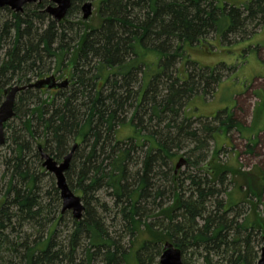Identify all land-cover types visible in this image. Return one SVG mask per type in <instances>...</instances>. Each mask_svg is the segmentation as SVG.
<instances>
[{
	"label": "trees",
	"instance_id": "16d2710c",
	"mask_svg": "<svg viewBox=\"0 0 264 264\" xmlns=\"http://www.w3.org/2000/svg\"><path fill=\"white\" fill-rule=\"evenodd\" d=\"M83 1L59 23L50 0L0 9V103L14 86L68 83L20 92L5 126L0 264H157L167 242L183 264H258L264 179L246 190L220 149L202 165L217 121L220 132L238 124L196 116L224 67L190 53L264 29V0H96L94 26L79 18ZM74 146L65 176L86 208L80 221L63 213L55 178L46 189L39 151L62 162Z\"/></svg>",
	"mask_w": 264,
	"mask_h": 264
},
{
	"label": "rangeland",
	"instance_id": "374dc122",
	"mask_svg": "<svg viewBox=\"0 0 264 264\" xmlns=\"http://www.w3.org/2000/svg\"><path fill=\"white\" fill-rule=\"evenodd\" d=\"M86 2L93 3V15L89 20L84 21L82 10H80L79 18L90 25H97V1L84 0L81 6ZM247 33L253 36L248 39V34L245 37L234 34L228 37L230 40L228 43H222L220 39L211 36L209 42L214 46L211 47L212 54H210L208 44L205 43L201 44V47H206L203 48L204 52L195 51L193 55L190 53L191 60L193 59L202 66L212 68L221 65L220 67H224V71L220 70L224 80L219 85L214 98L209 97L195 102L196 116L215 117L226 112L234 114L235 122L238 124L235 129L227 133L226 127H223L220 132V124L217 121V135L214 140H208L209 157L202 165L209 163L215 149H220L218 163L227 164L239 171L237 183L246 190L256 188V180L260 184L262 182L259 180L264 179V29L258 27L254 30L250 27ZM206 49H209L208 53L205 52ZM64 81L65 79H57L58 83ZM193 149L194 146L188 145L186 151L192 152ZM0 154H4V149ZM189 157L182 153L180 158L189 159ZM177 163L178 161L175 165ZM186 167L181 168V172H184ZM3 172L4 167L0 161L1 176ZM51 175L45 174L42 177L45 179L46 189H50V180L55 178ZM104 196L102 195V199ZM260 208L264 215V194ZM66 213L67 218L72 219V211ZM64 232H67V229H64ZM263 246L264 243L259 247V256H261ZM153 259L155 263H160V256L158 257L156 252Z\"/></svg>",
	"mask_w": 264,
	"mask_h": 264
},
{
	"label": "water",
	"instance_id": "95a60500",
	"mask_svg": "<svg viewBox=\"0 0 264 264\" xmlns=\"http://www.w3.org/2000/svg\"><path fill=\"white\" fill-rule=\"evenodd\" d=\"M41 0H0V9L9 8L13 12L21 13L24 8L28 5L38 4ZM51 5L46 8V13L51 16L54 21L61 22L66 18L69 9L72 5V0H50ZM93 3L86 2L82 6L83 20H89L93 15ZM67 81L63 83H58L55 76H50L49 78L40 80L28 86H14L8 88L5 91V98L2 103H0V149L6 144V130L5 126L11 120L16 117L15 113V103L18 94L22 91L31 88L37 89H49L55 90L67 86ZM77 146H74L71 152L64 158L62 162H57L50 155L46 154L42 147H39L41 154V159L43 160L44 169L52 174L56 179V187L60 192V197L62 200V211L63 213L67 211H72L73 218L76 221H80L85 212V206L82 202V198L77 196L73 190L69 187L66 172L68 171L71 160L75 154ZM188 162L185 159H180L176 166V172L183 167H186ZM160 264H183L182 253L173 244L167 242L162 251L160 257ZM258 264H264V246L261 250V256Z\"/></svg>",
	"mask_w": 264,
	"mask_h": 264
}]
</instances>
